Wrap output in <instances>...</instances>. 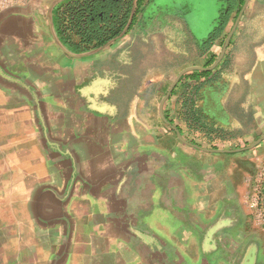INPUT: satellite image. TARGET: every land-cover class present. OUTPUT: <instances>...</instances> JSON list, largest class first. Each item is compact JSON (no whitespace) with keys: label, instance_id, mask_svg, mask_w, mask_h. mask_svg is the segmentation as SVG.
Masks as SVG:
<instances>
[{"label":"crops","instance_id":"1","mask_svg":"<svg viewBox=\"0 0 264 264\" xmlns=\"http://www.w3.org/2000/svg\"><path fill=\"white\" fill-rule=\"evenodd\" d=\"M31 2L8 9L0 17L12 12H32ZM225 8L224 3L222 9ZM191 11L185 14L179 8L164 6L148 15L146 8L132 30L120 40L88 55L68 51L53 26L55 38L64 51L49 55L55 56L52 66L45 69L42 64L38 72H60L61 58L66 62L65 72H75L77 64L99 54L100 60H113L119 68L124 67V72H140L141 59L135 57L143 54L145 72L139 93L144 100L136 98L130 121L122 120L112 142H129L127 150L119 152L120 163L116 167H124L123 156L136 158L149 152L152 165L148 168L154 175L151 179L137 175L138 181L127 180L138 185V195L143 198L144 206L136 221L121 215L114 225L105 227L110 210H99L97 220L94 212L98 210L99 199L88 197L91 209L83 218L82 247L89 259H95L93 264L100 254L99 242L105 244L109 264H264V224L257 223L256 213L248 205L253 189L262 182L264 211V0H250L233 34L228 57L231 67L220 71L228 74L218 72L208 78L188 80L189 89L197 92L196 96L190 94V99L221 130L222 137L217 138L193 132L178 114V122L174 119L175 110H181L187 100L186 96L172 97L177 88L163 107V115L171 126L160 113L162 100L172 87L173 74L181 72H173L172 65L165 63L164 54L173 50L181 53L185 39L182 41V37L189 32L198 40L192 30ZM235 18L236 12L227 28L231 23L232 30ZM214 50L200 55V63L195 66L203 67L215 55ZM157 55L162 59L156 63ZM7 58L11 63L12 55ZM5 60L0 55V72H14L6 69ZM180 68L178 65L176 70ZM26 109L16 91L0 86L1 131L12 122L28 123L26 116L20 115ZM171 127L180 128L183 139L190 145L182 142ZM3 145L0 141L2 160L6 153ZM156 155L163 157L161 165L154 163ZM159 254H163V261L157 260Z\"/></svg>","mask_w":264,"mask_h":264},{"label":"rangeland","instance_id":"2","mask_svg":"<svg viewBox=\"0 0 264 264\" xmlns=\"http://www.w3.org/2000/svg\"><path fill=\"white\" fill-rule=\"evenodd\" d=\"M62 1L33 0L32 12L0 17V55L6 58V69L14 71L0 72V86L16 91L28 108L20 113L28 123L12 122L5 131L0 130V141L6 146L5 159L0 158V264H93L95 259H89L82 247L83 218L91 209L88 197L99 199L94 212L97 220L99 210H110L105 227L114 225L121 215L136 221L144 204L138 185L130 182L138 181L137 175L141 179L154 175L148 168L152 165L149 152L136 158L123 156L124 167H116L119 152L126 151L129 142H112L120 123L130 121L136 98L144 100L139 93L145 72L143 54L135 57L141 59L140 72H124L115 61L100 60V54L77 64L75 72H65L63 58L60 72H38L42 64L45 69L52 66L55 56L49 55L64 51L53 33L54 10ZM222 4V0H153L147 6L148 15L164 6L185 14L192 10V30L201 42L189 32L182 37L181 53L164 54L173 72L195 66L200 55L213 48L217 59L222 54L226 41L219 37L205 41L215 28ZM231 26L222 38L229 35ZM231 40L223 59L211 71L214 75L231 67ZM6 54L12 55L11 63ZM159 59L157 55L155 62ZM208 61L202 66L209 68L216 62L206 67ZM178 65L180 70H176ZM178 75L173 74V83ZM189 86L180 84L175 97L185 98ZM179 111L175 110L177 122ZM154 163L161 165L163 157L156 155ZM97 245L100 254L95 264H109L105 244ZM157 260L163 261V254Z\"/></svg>","mask_w":264,"mask_h":264},{"label":"trees","instance_id":"3","mask_svg":"<svg viewBox=\"0 0 264 264\" xmlns=\"http://www.w3.org/2000/svg\"><path fill=\"white\" fill-rule=\"evenodd\" d=\"M153 0H65L55 11V31L63 46L71 53L88 55L96 51L108 48L120 40L132 30L141 14ZM226 8L221 10L219 26L213 33V38L224 34L231 15L236 12L238 17L245 0H223ZM227 35L224 36L223 43ZM217 59L213 56L206 67L212 65ZM214 72H192L185 74L180 84L187 85L188 80L212 76ZM177 89L172 97L177 94ZM198 90V89H197ZM190 94L196 96L197 92L189 93L186 90L184 96L187 100L178 117L188 122V127L193 132L199 131L210 137H222L221 130L209 122L190 99ZM179 130H181L179 128Z\"/></svg>","mask_w":264,"mask_h":264},{"label":"water","instance_id":"4","mask_svg":"<svg viewBox=\"0 0 264 264\" xmlns=\"http://www.w3.org/2000/svg\"><path fill=\"white\" fill-rule=\"evenodd\" d=\"M249 2H250V0H245V3H244V5H243V7H242V9H241V11H240V13H239L237 19H236V22H235V24H234V27L232 28V31L229 33V35H228V37H227V39H226L225 47H224V49H223V51H222V54L219 56V58L216 60V62H215L211 67H209V68H205V67H197V66H193V67L187 68V69L181 71L180 74L177 76L175 82L172 84L171 89L169 90V92L167 93V95H166V96L164 97V99L162 100L161 108H160V113H161L162 119L164 120V122H165L168 126H171V125H170V123L165 119V117H164V115H163V107H164V104H165V102L167 101V99L170 97L172 91L175 89V87H176L177 84L179 83L180 79H181L185 74L190 73V72H194V71H205V72H211V71H213V70L219 65V63H220L221 60L223 59V56H224V54H225V51H226L227 47L229 46V43H230L231 38H232V36H233V34H234V32H235V30H236L238 24H239L240 21H241L242 16L244 15V13H245V11H246L248 5H249ZM171 128H172V130L177 134L178 138H179L182 142H184V143H186V144H189L188 142H186V141L183 139L181 133L179 132V130H178L176 127H171ZM261 141H262V140H260L259 142H257V144L260 143ZM189 145H190V144H189ZM191 146H193V145H191ZM194 147L197 148V146H194Z\"/></svg>","mask_w":264,"mask_h":264},{"label":"built area","instance_id":"5","mask_svg":"<svg viewBox=\"0 0 264 264\" xmlns=\"http://www.w3.org/2000/svg\"><path fill=\"white\" fill-rule=\"evenodd\" d=\"M31 0H0V15L8 9L28 4ZM262 182L257 185L249 196L248 205L255 211L256 221L259 225L264 224V211L262 207Z\"/></svg>","mask_w":264,"mask_h":264},{"label":"flooded vegetation","instance_id":"6","mask_svg":"<svg viewBox=\"0 0 264 264\" xmlns=\"http://www.w3.org/2000/svg\"><path fill=\"white\" fill-rule=\"evenodd\" d=\"M216 23L219 24L217 21L215 22L214 30L211 32L210 36L205 41H210L211 39H213V37H214L213 33L215 32V29L217 28V26H216L217 24ZM205 41H203V42H205Z\"/></svg>","mask_w":264,"mask_h":264}]
</instances>
